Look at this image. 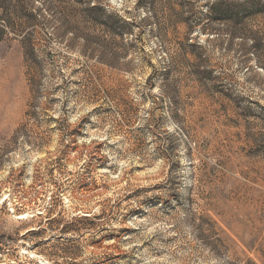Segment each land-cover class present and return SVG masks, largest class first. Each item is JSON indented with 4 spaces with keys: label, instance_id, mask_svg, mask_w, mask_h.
I'll list each match as a JSON object with an SVG mask.
<instances>
[{
    "label": "rangeland",
    "instance_id": "rangeland-1",
    "mask_svg": "<svg viewBox=\"0 0 264 264\" xmlns=\"http://www.w3.org/2000/svg\"><path fill=\"white\" fill-rule=\"evenodd\" d=\"M0 264H264V0H0Z\"/></svg>",
    "mask_w": 264,
    "mask_h": 264
}]
</instances>
